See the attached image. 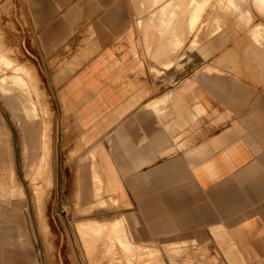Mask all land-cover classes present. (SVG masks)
Wrapping results in <instances>:
<instances>
[{
  "label": "crops",
  "instance_id": "obj_1",
  "mask_svg": "<svg viewBox=\"0 0 264 264\" xmlns=\"http://www.w3.org/2000/svg\"><path fill=\"white\" fill-rule=\"evenodd\" d=\"M202 8L192 23L190 0H0V26L24 22L41 63L53 66L49 79L62 82L74 159L90 161L78 180L74 165L67 174L73 193L96 192L102 209L93 217L121 221L143 243L174 241L165 249L173 264H197L189 242L213 256L202 264L219 255L225 264L264 262V72L255 66L264 61L211 55L199 70H176L177 49L214 45ZM222 14L216 8V23ZM10 168L11 177L0 165V264L18 261L17 210L1 178L14 185L13 156ZM109 202L119 203L114 220Z\"/></svg>",
  "mask_w": 264,
  "mask_h": 264
},
{
  "label": "rangeland",
  "instance_id": "obj_2",
  "mask_svg": "<svg viewBox=\"0 0 264 264\" xmlns=\"http://www.w3.org/2000/svg\"><path fill=\"white\" fill-rule=\"evenodd\" d=\"M203 1L209 13L206 17L208 35H212L208 43L214 45L200 49L189 48L180 54L177 52L179 57L175 62L176 70L188 71L196 67L199 70L201 69L200 59L211 55L245 56L264 61V12L254 4L253 0ZM216 8H221L223 12L222 17L218 16L217 23L216 16L213 15ZM192 18L196 20L199 16ZM204 18L202 16V20ZM0 32L1 40L6 45L13 46L10 49L0 47V61H12L13 65L18 64L25 73L19 72L20 76L25 77L17 80L13 76V73L15 75L14 69L0 70V165L4 175H7V170H10L11 177L10 161L13 156L14 185L9 189L8 176L2 175L1 178L5 183V188L9 191L7 197L17 210L16 239L22 244L26 254L29 251L32 253V264H165L159 262L160 252L163 253L167 264H173L165 249L168 250V246L174 241L161 240L151 241V243L137 241L121 221L117 220L112 224L108 221L110 218L104 221L101 220L103 216L93 217L96 210L102 209V204L94 201L96 192L93 193L94 195L78 190L72 192L70 176L67 173L71 172L74 165L78 172V180L80 171L86 169L90 161L87 158L74 159L79 152L77 145L74 151L72 144L76 127L63 100L60 88L62 82L49 79L48 71L53 66L41 63V50L36 41L34 42L24 22L18 26L13 24L12 26H0ZM16 49H21L25 53L24 56L19 55L21 59L29 60L37 67L42 81L38 74L36 76L32 72L33 65L30 66V62L13 61ZM255 66L259 67L257 70L264 72L263 63ZM207 68H214V66ZM8 73L14 80L10 79L3 83L2 80ZM28 80L29 85L25 83ZM21 81L26 85H21ZM39 84L44 88H41ZM9 98L15 109L7 103ZM6 125L11 131L12 152L9 130ZM63 133L67 136V142L62 140ZM33 161L36 162L33 163ZM44 164L47 166L44 167ZM39 167H42L40 175L37 173ZM63 171L66 174L63 175ZM46 178H49L50 182L48 191L45 190L42 194L44 195L41 207L43 214L40 215L35 197L41 189V183L47 180ZM97 184L98 188L102 187L99 181ZM97 192L100 193L102 190ZM117 207L119 203L109 202L106 206L108 211L110 209L113 211L111 220L120 217L115 209ZM43 220L49 222L48 230L52 235L48 232L46 236L44 233ZM128 225L136 233L137 239L141 240L129 220ZM194 246L190 242L187 243L186 256L195 263L202 264V261L206 259L213 260L208 250H199ZM164 258L162 257L163 260ZM227 258L219 255L215 263L225 264ZM26 261V264H29L27 256ZM252 264H264V262H253Z\"/></svg>",
  "mask_w": 264,
  "mask_h": 264
},
{
  "label": "bare ground",
  "instance_id": "obj_3",
  "mask_svg": "<svg viewBox=\"0 0 264 264\" xmlns=\"http://www.w3.org/2000/svg\"><path fill=\"white\" fill-rule=\"evenodd\" d=\"M181 1H183V0H181ZM172 2H175V1H172ZM187 2V1H186ZM253 2H254V4L260 9V10H262V12H264V0H253ZM175 5H176V3H175ZM185 5H186V3H185ZM176 6H178V7H181L182 8V6H184L183 5V3H179L178 5H176ZM187 6V5H186ZM190 6H192V8L193 9H196V7L198 8V10H195V12H193L195 15H193L194 17L195 16H199L198 15V12H200L201 11V9H199V8H202V7H205L206 6V4L204 3V1L203 0H190ZM172 7H174V6H172ZM177 7V8H178ZM185 8V7H184ZM203 9V8H202ZM206 9V8H205ZM165 10V9H164ZM243 11V10H242ZM165 12V11H164ZM177 12V11H176ZM179 12H181V11H179ZM192 12H190V13H192ZM10 13V12H9ZM202 13V12H201ZM170 14H171V12H170ZM189 14V13H188ZM191 15V14H190ZM154 16V15H153ZM171 16V15H170ZM173 16H174V14H173ZM189 16V15H188ZM192 16V17H193ZM263 16V15H262ZM179 17V16H178ZM190 18L191 19V22L193 23V21H192V19L193 18ZM164 18H168L167 16L166 17H164ZM171 18V17H170ZM171 19H174V18H171ZM170 19V20H171ZM169 20V21H170ZM189 20V19H188ZM163 21V20H162ZM164 22H166L165 21V19H164ZM200 22V21H199ZM169 23H171V21L169 22ZM167 24V23H166ZM177 25V24H176ZM178 25H179V23H178ZM168 26V25H167ZM170 26V25H169ZM184 27V26H183ZM178 37V36H177ZM201 37V36H200ZM180 38V37H179ZM178 38V39H179ZM180 40L182 41L183 39L182 38H180ZM35 42V41H34ZM182 42H179L178 43V45L179 44H181ZM12 44V43H11ZM163 45V44H162ZM164 46V45H163ZM176 48H178V47H176ZM181 48V47H180ZM191 48H193V47H191ZM189 49V48H188ZM177 50H179V49H177ZM176 50V53H174V54H176V58L177 57H179L178 56V54H177V51ZM181 50V49H180ZM179 50V51H180ZM186 50V49H185ZM194 50V49H193ZM195 51V50H194ZM174 52H175V50H174ZM193 51H191V53H192ZM17 53H18V51H17ZM20 53H21V50H20ZM23 53V52H22ZM21 53V55H23V54H25V53H23L22 54ZM179 53V52H178ZM189 53V52H188ZM19 54V53H18ZM162 54V53H161ZM173 54V55H174ZM180 54V53H179ZM195 54V53H194ZM192 55V54H191ZM24 56V55H23ZM193 56V55H192ZM195 56V55H194ZM193 56V57H194ZM174 57V56H173ZM175 57L173 58V59H175ZM21 59V58H20ZM19 59V60H20ZM178 59V58H177ZM24 59L22 58V61H23ZM25 61H29V60H25ZM24 62V61H23ZM25 63V62H24ZM31 63V62H30ZM31 66V65H30ZM2 69H6L7 71H10L11 69H14L15 70V75H14V73H13V76H14V78H16L17 80H20V79H24V75L23 76H20V73L19 72H22L23 74H25L24 73V70L22 71V69L19 67V65L18 64H16V65H13V62L11 61V62H5V61H0V70H2ZM13 70V71H14ZM31 70H32V68H31ZM7 71H6V73H7ZM3 72H5L4 70H3ZM36 72V71H35ZM38 73V72H37ZM1 74V73H0ZM12 74V73H11ZM35 74V73H34ZM11 77V78H10ZM14 80L13 79V77L12 76H9V73H8V75H6L4 78H3V80H2V82L3 83H6V81H8V80ZM36 79H37V77H36ZM30 80V79H29ZM29 80L28 81H26L25 83L27 84V85H29ZM39 81V80H38ZM21 83V85H26L23 81H21L20 82ZM4 85H6V84H4ZM40 85V84H39ZM41 86V85H40ZM23 90H24V88H23ZM26 91V90H25ZM41 92V91H40ZM27 93V92H26ZM25 93V94H26ZM36 161H33V163H35ZM46 163V162H45ZM47 166V164L45 165L44 164V167H46ZM37 173L40 175V174H42V167L40 168L39 167V169H38V171H37ZM47 175V174H46ZM48 176V175H47ZM50 178V177H49ZM49 178H46L47 180L46 181H43V183H41V189L36 193V197L35 198H37V206H38V208H39V213H40V215H42L43 213H42V211H41V207H42V205H43V202H42V197L44 196V195H42V194H44V191L46 190V192L48 191L47 190V188L49 187L48 186V184H49V182H50V179ZM49 179V180H48ZM42 181V180H41ZM35 193V192H34ZM47 197V196H46ZM48 198V197H47ZM49 199V198H48ZM43 222L45 223L44 225H43V228H44V230H45V232L44 233H46V236L48 235V232H49V222L48 221H44L43 220ZM89 226V225H88ZM117 226H121V225H117ZM89 228H91V227H89ZM43 230V231H44ZM119 230H121V228H119ZM17 232V231H16ZM54 233V232H53ZM49 234H50V232H49ZM50 235H52V233L50 234ZM50 235L48 236L49 238H48V242H49V240H50ZM58 237V236H57ZM233 237V236H232ZM53 238H51V240H52ZM19 240V239H18ZM56 241H57V239H56ZM15 244H16V249H17V259H18V261H17V264L19 263V261H20V259H21V257L23 258L24 257V255L26 254V251L23 249V246H22V244H20V242H18L17 241V239H16V235H15ZM59 244V243H58ZM53 245V244H52ZM128 245V247H129V244H127ZM50 246H51V243H50ZM56 247H57V245H55ZM54 250V249H53ZM56 253V252H55ZM58 254V253H57ZM25 257H26V255H25ZM54 259V258H53ZM23 261H25V262H27L26 261V258L23 260ZM54 261V260H53ZM262 261V260H261ZM253 262V261H252ZM116 263V262H115ZM59 264V263H58ZM119 264V263H118Z\"/></svg>",
  "mask_w": 264,
  "mask_h": 264
}]
</instances>
